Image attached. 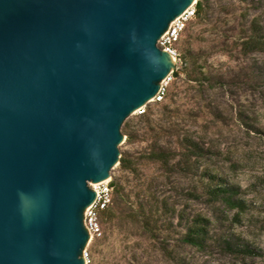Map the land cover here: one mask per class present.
I'll return each mask as SVG.
<instances>
[{
	"label": "water",
	"instance_id": "water-1",
	"mask_svg": "<svg viewBox=\"0 0 264 264\" xmlns=\"http://www.w3.org/2000/svg\"><path fill=\"white\" fill-rule=\"evenodd\" d=\"M195 0H0V264H87L90 184L175 71L158 48Z\"/></svg>",
	"mask_w": 264,
	"mask_h": 264
},
{
	"label": "rangeland",
	"instance_id": "rangeland-1",
	"mask_svg": "<svg viewBox=\"0 0 264 264\" xmlns=\"http://www.w3.org/2000/svg\"><path fill=\"white\" fill-rule=\"evenodd\" d=\"M199 1L207 8L184 34L179 76L174 75L164 102L172 118L151 102L146 106L151 122H142L135 112L122 127L121 158L130 156L138 173L129 177V203L115 195L114 219L101 220L102 236L87 247L89 264H264V51L244 47L253 24L264 30V0ZM192 71H202L207 82H189ZM160 129L168 133L158 138ZM129 133L135 137L132 143ZM185 138L208 152L205 158L194 157V178L148 162L158 146L178 154ZM206 174L240 187L247 212L238 216L237 210L209 202ZM122 177L118 165L111 178ZM193 190L194 199L189 196ZM155 200L168 202L190 219H209L212 245L200 250L183 244L185 229L178 215H166L161 208L153 220L155 232L144 228L135 211L142 205L148 213L155 210ZM223 238L250 247L254 254L220 248L215 241Z\"/></svg>",
	"mask_w": 264,
	"mask_h": 264
},
{
	"label": "trees",
	"instance_id": "trees-1",
	"mask_svg": "<svg viewBox=\"0 0 264 264\" xmlns=\"http://www.w3.org/2000/svg\"><path fill=\"white\" fill-rule=\"evenodd\" d=\"M246 1V0H245ZM207 5L204 1H199L197 3V18H202L203 13ZM196 18V19H197ZM252 35L245 42L244 47L250 52L264 51V30L258 25L253 24L252 26ZM198 68V67H197ZM201 77H199V76ZM175 76H179V73L176 72ZM187 79L189 82H197L201 84L202 82H207L205 74L200 71H192L190 74H187ZM169 97V95H168ZM160 106V110L163 111V115L167 118H172L173 111L170 108V105H165V103L157 104ZM152 113L146 111L142 116H139L142 122H151ZM130 130V129H129ZM160 133L156 136L161 138L163 133H168L167 130L160 129ZM134 136L129 133L128 142L132 143ZM208 152L201 149L198 145L194 144V141L185 138L180 142L179 153H173L171 151L164 150L160 146L156 147L151 151L148 156V162H152L156 165H159L165 170H170V172H180L184 177H193L194 178V157L199 159L205 158V155ZM120 167L123 173V177L120 180L114 181V201L115 195L120 196L124 201L129 203L130 196L127 193L129 186V177L138 173V164L128 155L122 156L120 160ZM208 178V183L204 188V194L207 196L209 202L212 204H219L226 210L238 211V216L247 212L249 205L245 200L240 198L241 188L235 185L227 183L223 178L218 175L206 174ZM128 183V184H127ZM190 198L194 199V190L189 194ZM198 198V196H196ZM201 197V196H200ZM157 204L155 210L148 211L146 206H140L135 215L139 219H143L142 224L144 228L150 230H156L153 224L155 214L159 213V210L163 211L164 214H170L179 218V224L185 229V233L182 237V242L185 245H188L193 248L200 250H207L208 247L212 245V236H211V221L203 215H197L192 219L188 218L183 211H177L175 207L169 205L168 202L163 201L159 203L155 200L153 206ZM160 205L162 207H160ZM113 205H111L105 212L102 214V221L111 222L114 219V215L111 211ZM155 232V231H154ZM218 246L224 250L233 252L236 255H252L254 254L250 247L241 245L240 243H234L230 239H220L215 241Z\"/></svg>",
	"mask_w": 264,
	"mask_h": 264
},
{
	"label": "built area",
	"instance_id": "built-area-1",
	"mask_svg": "<svg viewBox=\"0 0 264 264\" xmlns=\"http://www.w3.org/2000/svg\"><path fill=\"white\" fill-rule=\"evenodd\" d=\"M197 3L192 5L188 10H186L179 18H177L169 27V30L161 38L158 43V48L163 52H166L173 59L176 69L173 71L167 79H165L161 88L153 99V103L161 104L164 103L169 94V86L173 82L174 75L179 70V65L182 62L181 53L179 51V46L183 40L184 34L186 33L189 25L197 18ZM146 107L138 110L137 115L142 116L146 113ZM114 181L110 183H100L97 185L90 184V188L97 193V198L91 207H88L85 211L84 223L90 237L94 240L97 237H101L102 232V214L105 212L112 204L114 200ZM84 258L87 264L90 263V255L86 250L84 253Z\"/></svg>",
	"mask_w": 264,
	"mask_h": 264
},
{
	"label": "bare ground",
	"instance_id": "bare-ground-1",
	"mask_svg": "<svg viewBox=\"0 0 264 264\" xmlns=\"http://www.w3.org/2000/svg\"><path fill=\"white\" fill-rule=\"evenodd\" d=\"M196 3H197V0L194 1V5H195ZM151 102H153V100H152ZM137 112H138V111H137ZM112 180H113L112 178H109L108 180L104 181L103 183H110ZM99 184H100V183H99ZM92 185H97V184H92ZM92 241H93V239H92V237H90V241H89V243L92 242Z\"/></svg>",
	"mask_w": 264,
	"mask_h": 264
}]
</instances>
